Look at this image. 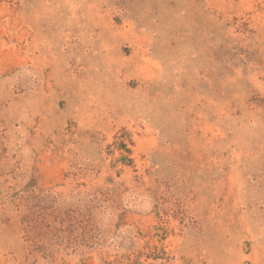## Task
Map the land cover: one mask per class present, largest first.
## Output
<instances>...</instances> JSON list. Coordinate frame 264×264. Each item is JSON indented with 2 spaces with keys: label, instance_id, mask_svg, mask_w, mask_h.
Returning a JSON list of instances; mask_svg holds the SVG:
<instances>
[{
  "label": "rangeland",
  "instance_id": "obj_1",
  "mask_svg": "<svg viewBox=\"0 0 264 264\" xmlns=\"http://www.w3.org/2000/svg\"><path fill=\"white\" fill-rule=\"evenodd\" d=\"M0 264H264V0H0Z\"/></svg>",
  "mask_w": 264,
  "mask_h": 264
}]
</instances>
